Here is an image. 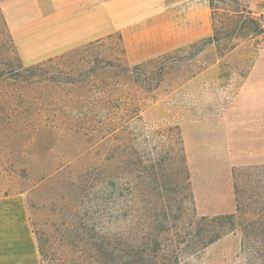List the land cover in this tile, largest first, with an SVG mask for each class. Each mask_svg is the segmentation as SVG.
<instances>
[{"label":"rangeland","instance_id":"obj_1","mask_svg":"<svg viewBox=\"0 0 264 264\" xmlns=\"http://www.w3.org/2000/svg\"><path fill=\"white\" fill-rule=\"evenodd\" d=\"M197 16L192 29L145 20L34 70L49 59L24 63L0 4V196L23 197L40 264H264V163L228 142L242 83L264 67V0H208ZM110 102L114 115L86 118ZM238 199L251 236L209 243Z\"/></svg>","mask_w":264,"mask_h":264},{"label":"crops","instance_id":"obj_2","mask_svg":"<svg viewBox=\"0 0 264 264\" xmlns=\"http://www.w3.org/2000/svg\"><path fill=\"white\" fill-rule=\"evenodd\" d=\"M0 4L26 64L56 57L120 31L128 36L145 20L163 19L166 14L178 28H198L197 15L208 13V0H0ZM186 41L182 35L173 40ZM232 124L230 146H234L237 134L239 154L264 163V67L247 74ZM23 200L0 196V264H40Z\"/></svg>","mask_w":264,"mask_h":264},{"label":"trees","instance_id":"obj_3","mask_svg":"<svg viewBox=\"0 0 264 264\" xmlns=\"http://www.w3.org/2000/svg\"><path fill=\"white\" fill-rule=\"evenodd\" d=\"M102 42V39L96 41V42H91L89 43V45L86 46V48H89L90 46H93L97 43H100ZM61 59V58H60ZM51 62H54L53 59H49V61L47 62H44L42 64H39V65H36L34 66V70L35 69H43L44 66H46L48 63H51ZM110 62V64L114 63L113 61H108ZM115 64V63H114ZM113 65H110V66H114ZM118 66H121L120 63ZM139 66L138 65H135V67L131 70L132 74L135 73V71L137 70ZM104 68H106V66H104ZM124 68V66H123ZM125 68H128V70L130 71V67H125ZM97 70H93L92 72L93 73H90V74H86V77L89 76V78H92V77H97L98 74H95ZM93 74V75H92ZM40 78H42L39 83H42V82H45V81H48L49 78L47 77H44V75H40ZM72 80H75V79H71V82L70 84H75V81H72ZM77 82V81H76ZM136 82V81H135ZM158 85V82L156 85H146L149 88H154ZM113 88L110 86V84L108 83H105V85L103 86H100L97 88V93L98 95L103 98L106 96L107 92H110V93H113ZM118 106L115 104H111V102L107 105H103V106H96L95 108H87L86 109V118H95V117H98V115H102V117H109V116H112L115 114V109L117 108ZM237 212L234 213V214H231V215H224V216H220V217H217L214 221H222V222H226V225H228V229H226V232H223L222 234H219V233H216L214 236H210L208 241L209 243H214L216 241H218L219 239H221L223 236L227 235L229 232H234L238 226L241 227L243 230H244V233H245V237L247 236H251V234H248V229L252 227V225H254V221H251L252 219H249V220H244L241 218V213H242V210H243V205L241 204V202L237 201ZM264 209V208H263ZM260 221H262L263 223L260 222V225H264V210H263V213L260 215ZM201 220H206V218L202 217ZM250 223V224H249ZM199 225V224H198ZM225 225V226H226ZM256 234V238H259L261 243L264 245V231L262 230L261 232H258V233H255ZM254 234V235H255ZM257 235L259 237H257ZM253 237V236H252ZM40 253L42 255V258L43 256H46V251H45V248L43 246L40 247ZM44 260V258H43Z\"/></svg>","mask_w":264,"mask_h":264}]
</instances>
